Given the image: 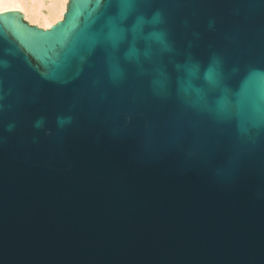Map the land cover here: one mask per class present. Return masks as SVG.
<instances>
[{
    "label": "water",
    "instance_id": "water-1",
    "mask_svg": "<svg viewBox=\"0 0 264 264\" xmlns=\"http://www.w3.org/2000/svg\"><path fill=\"white\" fill-rule=\"evenodd\" d=\"M0 264H264V0L0 12Z\"/></svg>",
    "mask_w": 264,
    "mask_h": 264
},
{
    "label": "bare ground",
    "instance_id": "bare-ground-1",
    "mask_svg": "<svg viewBox=\"0 0 264 264\" xmlns=\"http://www.w3.org/2000/svg\"><path fill=\"white\" fill-rule=\"evenodd\" d=\"M67 0H0V12L19 10L29 23L49 28L61 20Z\"/></svg>",
    "mask_w": 264,
    "mask_h": 264
},
{
    "label": "rangeland",
    "instance_id": "rangeland-1",
    "mask_svg": "<svg viewBox=\"0 0 264 264\" xmlns=\"http://www.w3.org/2000/svg\"><path fill=\"white\" fill-rule=\"evenodd\" d=\"M31 24H35V25H37V26L43 28V27H42L41 25H39L38 23H31Z\"/></svg>",
    "mask_w": 264,
    "mask_h": 264
}]
</instances>
